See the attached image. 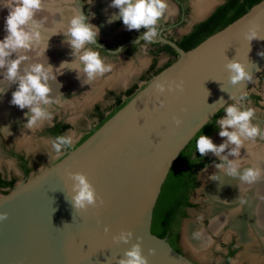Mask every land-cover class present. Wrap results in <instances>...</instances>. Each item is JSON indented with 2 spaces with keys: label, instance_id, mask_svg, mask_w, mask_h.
Listing matches in <instances>:
<instances>
[{
  "label": "water",
  "instance_id": "95a60500",
  "mask_svg": "<svg viewBox=\"0 0 264 264\" xmlns=\"http://www.w3.org/2000/svg\"><path fill=\"white\" fill-rule=\"evenodd\" d=\"M74 1V10L82 11L81 1ZM220 2L197 20L205 19ZM252 28L264 37V0L187 50L164 36L154 38L152 42L172 47L176 59L62 157L0 193V212L8 214L0 221V264H116L136 237L142 238L148 264H195L165 237L151 232L153 208L171 166L217 112L216 102L222 97L228 103L231 96L244 105L245 89L264 72V56L259 55L264 38L246 39ZM136 40L114 50L98 44L116 52ZM226 58L244 63L252 80L230 84ZM165 80H183V91L157 97L154 84ZM159 100H164L163 107ZM173 115L182 119L179 127ZM77 171L87 175L104 200L102 206L83 212L66 200L72 183L67 173ZM123 229L133 232L132 240L113 243L112 235ZM149 248L155 249L154 255H148Z\"/></svg>",
  "mask_w": 264,
  "mask_h": 264
},
{
  "label": "clouds",
  "instance_id": "9594fccd",
  "mask_svg": "<svg viewBox=\"0 0 264 264\" xmlns=\"http://www.w3.org/2000/svg\"><path fill=\"white\" fill-rule=\"evenodd\" d=\"M91 3L92 0H89V4ZM44 4L45 0H0V8L8 10L4 17L5 35L0 39V96L6 93L9 87L16 85L9 103L21 110L27 109L24 113L26 117L24 127L28 129L36 126L38 121L42 122L51 118L48 106L54 101L51 98L50 81L59 83L56 77L63 74L64 70L75 71L79 80V74L82 72L86 82L81 85L112 70L111 64L107 63L100 51L93 47L98 45L100 49H103V46L97 42L99 28L90 23L93 14L87 16L80 10H74L67 19L66 25H62L59 30L52 31L45 37L43 21L37 19V13L42 11ZM108 7L117 9L108 17V23L121 20L126 30L143 29L142 35L140 34L138 38L150 43L158 35L159 21L169 11V0H110ZM60 34L63 35V43L71 49V61H62L58 67L54 68L48 59L45 64L38 59L32 61V58L27 55L28 52L43 44V49L37 52V56H46L49 39L53 35ZM257 37L264 38L258 36L255 28L250 29L246 34V39L249 41ZM122 50L121 48L117 51ZM259 55L264 56V52H260ZM224 67L228 72V81L232 85L252 80V73L247 71L245 64L238 59L226 58ZM56 69L63 70L54 71ZM59 85L61 87L60 83ZM183 89V80H165L154 84L157 97L165 92L171 93L176 90L183 91ZM221 90L224 91L223 88ZM230 99L234 102L227 103L222 97L216 102L220 104L217 111L222 109L225 113L216 120L218 134L225 138L223 142L217 145L209 136L202 134L196 140L195 149L201 157L208 153L217 157L219 162L214 166L219 170L218 172L251 184L264 175V169L257 166L243 167L244 160L240 150L244 148L246 142L255 141L257 137L264 139V128L253 123L254 108L245 107L240 99L231 96ZM159 106H164V100H159ZM172 122L177 127L183 123L182 119L176 115L172 116ZM73 143L71 135H62L52 140V147L57 153L56 158L62 154L63 148L71 147ZM193 159L195 160L194 156ZM216 173L211 174L209 178L218 181L219 177ZM67 175L72 183L70 198L66 200L74 210L86 212L89 208H97L104 204L103 198L98 195L85 173L77 171L68 172ZM7 215L6 212H0V221L6 220ZM104 232H109L107 225L104 227ZM132 237L133 232L130 229H123L112 235L111 239L115 244H128ZM141 239L136 237V242H132L130 247L124 250L123 256L117 259L116 264H148V256L143 254ZM154 254L155 249L149 248L148 255Z\"/></svg>",
  "mask_w": 264,
  "mask_h": 264
},
{
  "label": "rangeland",
  "instance_id": "374dc122",
  "mask_svg": "<svg viewBox=\"0 0 264 264\" xmlns=\"http://www.w3.org/2000/svg\"><path fill=\"white\" fill-rule=\"evenodd\" d=\"M80 1V5L83 7L82 12H84L87 16H91L93 14L90 18V23L95 25L96 16H94L93 13V10L95 12L94 0H92V4H89L87 0ZM75 4L76 2L74 0H45L44 8L42 9V11L44 10V12H46V14L48 15L47 18L49 19L51 24H46L44 27V29H47L45 30L48 31V33L50 31L48 35L51 34V31L59 30L62 24H66L64 21L65 17H63L62 12L63 8L65 7L64 9L68 10L69 16H71L74 12L73 10ZM187 4L188 10L183 18V21L179 24L173 25L179 16V8L175 1L169 0V11L166 12L165 16L159 21L158 24V26L162 23L166 24L165 29L163 30L165 35L169 37H177L181 33L187 31L192 23L198 21L197 19L199 17H194L193 4L191 6L189 0H187ZM7 12L8 10L6 8H0V39H2L5 35L4 17L7 15ZM143 31V29H141L140 31H129L126 30L124 25H122L113 35L109 37H106L102 35L101 32H99L97 42L99 44L105 45L109 50H114L120 43L138 38L140 34L142 35ZM43 35L46 37L45 34ZM48 44L50 48H56V51L63 48L65 49L66 46H68L67 44L63 43L62 34L56 36L53 35L49 39ZM60 45L64 46H62V48L60 47L59 49L58 47ZM93 47L97 48V50L100 51L101 56L106 58V62L111 64L112 70L105 73L103 76H98L91 82H87V84L82 85L80 88L77 87L75 89H71L70 94L67 95L62 103H60V96H58V98L54 97V102L50 106H48V110L51 113V118L46 119L42 122L38 121L37 125L32 129H28L23 126V128L20 127L17 129L15 135L11 136L5 134L0 126V175H15V183L23 179L22 173L20 172L17 163L10 154L11 151L23 153L24 155L29 157L32 168L26 177L32 175L43 166L59 159L67 152V148H63L62 154L59 156V158H56L57 153L55 152L51 144V141L54 139L44 131V127L51 124L54 118H60L70 125L68 130L65 132V135H71L74 143H76V141L85 131L89 130L96 124L97 119L93 114V106L95 104H97L101 108V110L107 111L110 109L113 103V92L122 93L132 84H135L138 87L136 90H138L139 88L144 86L145 83L149 81V79H151L154 75H147L148 78L144 75L151 61V54L149 49L153 48V46L143 39H140L135 47H122L123 50L121 52L101 51L99 47ZM38 51H42V49ZM71 59L72 57L70 55L69 60L71 61ZM166 59L167 55L165 56L163 54H160L157 59L158 65H161ZM171 61H174V59H172ZM128 65L131 67L129 74L130 76H128L125 81H116L112 84L107 82L106 79L111 74L117 73L120 69H123ZM249 92H254L258 95V102L247 99V101L244 103V106L252 107L255 109L253 123L258 124L261 128H264V72L258 77L256 81L251 83L245 89L244 94ZM233 102L234 100L232 99L228 103ZM224 115L225 113L222 110L219 118ZM218 133L219 130L211 136V139L214 143L218 142V144H220L223 142L222 140L224 138L220 137ZM245 144L250 146L255 145L257 147H262L264 146V139L257 137L255 141L246 142ZM209 154L215 157L212 153ZM229 158L231 159L232 157ZM214 165L215 163H212L210 166L205 167L200 171V183L191 194V200L194 205L188 209V215L182 222L181 245L183 252L185 255L198 261L201 264H223V256L226 251V244L230 240H233L235 244V250L234 254L230 258V263L249 264L247 260L235 261L236 257L245 250V245L238 241V234L236 231L228 230L225 232H213L210 229L209 208L212 203L208 200V196L205 192V187L211 180L209 178L210 175L214 174L218 170ZM189 222L195 228H198L202 232H204L209 241V244H206L203 247L202 252L194 251L185 242L184 230L186 224ZM259 255L261 258L258 264H264V249L261 250Z\"/></svg>",
  "mask_w": 264,
  "mask_h": 264
},
{
  "label": "bare ground",
  "instance_id": "6f19581e",
  "mask_svg": "<svg viewBox=\"0 0 264 264\" xmlns=\"http://www.w3.org/2000/svg\"><path fill=\"white\" fill-rule=\"evenodd\" d=\"M215 1L216 0H191L194 9V17H201L204 15L208 9L213 6ZM94 2L95 12L93 10V13L94 16H96L95 25L99 28V32H101L102 35L109 37L123 25L121 20H116L112 23L107 22L108 17L116 12L117 9L108 7L110 0H94ZM64 8L62 12L66 23L70 16L69 11ZM47 17L48 15L44 10L37 13V19L43 21L44 27L46 24L51 25ZM49 33L48 31L43 32L46 36H48ZM64 45H60L58 48L60 49V47L62 48ZM39 48L43 49V45L27 53V55L32 58V61L38 59L40 62L47 64L48 59V62L53 65L54 68L58 67L62 61H70L71 49L68 46L58 51H56V48L49 47L45 52L46 56H37V52H41L38 51L40 50ZM60 70L63 69H56L54 71ZM130 70L131 67L129 65L125 66L117 73L111 74L106 80L111 84L116 81H125L128 76H130ZM56 78L61 84V87L56 81H50L52 88L51 98H58V96H60V103L70 94L71 89L80 88L82 86L81 83L86 82V77L82 72L79 74V80L77 79L76 72L69 70H64L63 74L57 75ZM15 87L16 85H12L8 88L6 93L0 96V126L5 134L11 136L16 134L18 128H23L26 123L24 113L27 111V109L21 110L17 106L9 103L11 100V93L15 90ZM215 143L219 145L218 142ZM240 154L244 160L243 167L257 166L264 169V146L257 147L255 145L250 146L245 144L244 148H241ZM218 171L219 170L215 173L219 177V180H210L205 187L208 200L212 203L209 208L210 229L213 232L236 231L238 234V241L245 245V250L236 257L235 261L247 260L249 264H258L261 258V254L259 255V253L264 249V175L256 182L248 184L240 181L238 178L229 177L223 172ZM220 185L222 186L219 188ZM184 231L185 242L194 251L202 252L203 247L209 244L204 232L195 228L190 222L186 224Z\"/></svg>",
  "mask_w": 264,
  "mask_h": 264
},
{
  "label": "flooded vegetation",
  "instance_id": "af4514ba",
  "mask_svg": "<svg viewBox=\"0 0 264 264\" xmlns=\"http://www.w3.org/2000/svg\"><path fill=\"white\" fill-rule=\"evenodd\" d=\"M173 1H175V3L178 5V8H179V16L176 19V22L173 24V25H176V24H179V23H181L183 21V18H184L185 14H186V12L188 10V4H187V0H181L180 4L176 0H173ZM222 2H224V0H221V2L219 4H221ZM219 4H217V5H219ZM200 21H202V20H199L197 22L192 23L190 28L187 31L181 33L177 37H169V36L165 35L163 30L165 29V25L166 24L162 23L161 25L158 26V35H157V37L159 35H161V36H164L166 38H169V39L173 40L176 44L177 43L182 44L184 47L185 46H191L193 41H195L197 39L196 36L188 38V39L184 38V36L186 34H188L192 30L193 26L196 23L200 22ZM150 44L153 46V48L149 49L150 54H151V61H150L149 65H148V67L146 69L145 74H144L145 77H147V78H148V76H151L158 68L163 67L166 63H168V61L170 62L172 59L175 60L176 57H177L176 54H172L168 49L162 48L165 43H162V42H150ZM136 45H137V43H135V44L132 43L130 45H127L124 48L135 47ZM101 51H106V50L105 49H101ZM160 54H163L165 56L167 55V59L161 65H158L157 59H158V56ZM133 85H135V84H132L129 87H132ZM137 88L138 87L136 86L135 89H137ZM124 91L122 93H114L113 92L112 93V97H113L112 106L107 111H103L102 110V113L107 114L108 112H110L113 109L115 101H116V97H120L121 100L125 99L126 95L124 94ZM254 95H257V94L254 93V92L245 93L244 94V101L246 102L247 99H248V100H252L254 102H258L259 97H258V99H255L253 97ZM95 105L93 106V114L96 112L95 109H94ZM99 109L101 110L100 107H99ZM221 112H222V109H221ZM220 113L215 118L212 117L207 123H205L203 125L205 128H204V130L201 133L197 134L196 136L194 135L195 137L193 136L194 140L192 142V145L187 149L186 158L182 162V164L178 167V171H177V174L182 176L181 177V187L178 190V204H177V207L174 210L173 215L170 218V221L166 225L162 226V228L166 230V234H165L166 240L170 243V245L175 250H177L178 252L182 253L183 255H185V254L183 252L182 245H181L182 222H183L184 218H186V216L188 215V209L194 205L192 200H191V194L198 187V185L200 183V171L202 169H204L205 167L210 166L212 163H218L219 162L217 157H213L209 153L207 155L201 157L199 152L196 151V149H195L196 140L202 134L203 135H207V136H209L211 138V136L213 134H215L219 130L218 126L216 125V120L219 118ZM95 116H96V119H97L96 120V124H97L99 119H100L99 118L100 116L99 115H95ZM63 124H68V123L65 122L64 120L60 119V118H54L51 124H49V125L44 127V131L50 137L55 139L56 137H59V135L60 136L65 135V132L70 127V125L68 124V127L64 128ZM94 126H92L89 130L85 131L79 137V139L76 141V143H74L73 147ZM49 127H51V128L54 127V130H55L54 133L52 131L48 130ZM70 148H72V146L71 147H67L66 150H68ZM10 154L13 157V159L15 160V162L17 163L18 168H19L20 172L22 173L23 178H25L28 175V173L31 171V168H32L29 157L24 155L23 153H19V152H15V151H11ZM193 156L195 157V160L193 159ZM209 158H210V160L207 161V159H209ZM11 181H13V184H15V182H16V176L15 175H12V174L8 175V176L4 175V174L0 175V182H1L0 183V193H4L5 191H8L10 189L11 185H9V182H11ZM188 202L191 205H187ZM169 237H171L173 239V243L170 242V238ZM236 240H237V238H236ZM234 250H235V244H234L233 240H230L226 244V251H225L224 256H223V264H231L230 263V258L234 254ZM185 256L188 257L187 255H185ZM188 258L192 262H194L195 264H201L198 261H196V260H194V259H192L190 257H188Z\"/></svg>",
  "mask_w": 264,
  "mask_h": 264
},
{
  "label": "trees",
  "instance_id": "16d2710c",
  "mask_svg": "<svg viewBox=\"0 0 264 264\" xmlns=\"http://www.w3.org/2000/svg\"><path fill=\"white\" fill-rule=\"evenodd\" d=\"M176 1L179 4L181 3V0H176ZM259 1L260 0H224V2L217 5L215 9L204 20L196 23L193 26L192 30L184 36V38L186 39L196 36L197 39L193 41L191 46L184 47L182 44L177 43L178 46L184 50L192 48L193 46L201 42L203 39L208 37L210 34L223 28L228 23H230L231 21H233L234 19L245 13L252 5H254ZM162 48L168 49L172 54L177 55L176 51L168 44H164ZM172 62L173 61L168 62L163 67L158 68L153 74H156L162 68L166 67ZM135 88H136L135 85L127 88L124 91L126 98L123 100H121L120 97H116V101L113 109L107 114L102 113V110H100L99 106L96 104L94 108L96 112L94 113V115H99L100 119L98 123L87 134H85L78 143H80L83 139H85L90 133L93 132V130H95L109 116H111L117 109H119L137 91ZM253 97L255 99H258L257 95H254ZM220 112L221 109L219 110V112L217 111L213 115V118H215ZM54 127L52 128L49 127L48 130L54 133L55 131ZM63 127L67 128L68 124H63ZM204 128H205L204 126L200 128V130L195 134V136L201 133L204 130ZM194 137H192L190 141L186 144V146L180 151L174 164L171 166L161 186V190L154 205L150 230L153 234L157 235L158 237H165L166 230L163 229L162 226L166 225L170 221V218L172 217L173 212L177 207L178 190L181 187V177H182L181 175L177 174V171H178V167L185 160L187 149L192 145ZM208 160H210V158L207 159V161ZM9 185H11L10 188H12L14 186L13 181L9 182ZM187 205H191V204L188 202ZM169 238H170V242L173 243V239L171 237Z\"/></svg>",
  "mask_w": 264,
  "mask_h": 264
}]
</instances>
